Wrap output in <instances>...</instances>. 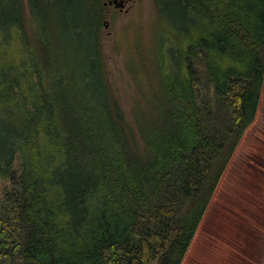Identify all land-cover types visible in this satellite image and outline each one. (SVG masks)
Returning <instances> with one entry per match:
<instances>
[{
    "label": "trees",
    "instance_id": "16d2710c",
    "mask_svg": "<svg viewBox=\"0 0 264 264\" xmlns=\"http://www.w3.org/2000/svg\"><path fill=\"white\" fill-rule=\"evenodd\" d=\"M106 1L0 0V264H181L255 119L264 0H153L128 116Z\"/></svg>",
    "mask_w": 264,
    "mask_h": 264
},
{
    "label": "rangeland",
    "instance_id": "374dc122",
    "mask_svg": "<svg viewBox=\"0 0 264 264\" xmlns=\"http://www.w3.org/2000/svg\"><path fill=\"white\" fill-rule=\"evenodd\" d=\"M128 1L122 10L107 5L100 27L109 80L127 116L131 103L142 101L137 71L144 60L147 70L153 67L154 35L162 23L153 0ZM8 185L0 179V196ZM181 264H264V81L255 119L229 159Z\"/></svg>",
    "mask_w": 264,
    "mask_h": 264
},
{
    "label": "water",
    "instance_id": "95a60500",
    "mask_svg": "<svg viewBox=\"0 0 264 264\" xmlns=\"http://www.w3.org/2000/svg\"><path fill=\"white\" fill-rule=\"evenodd\" d=\"M112 2L118 8H122L124 6L122 0H109V4L112 3Z\"/></svg>",
    "mask_w": 264,
    "mask_h": 264
},
{
    "label": "flooded vegetation",
    "instance_id": "af4514ba",
    "mask_svg": "<svg viewBox=\"0 0 264 264\" xmlns=\"http://www.w3.org/2000/svg\"><path fill=\"white\" fill-rule=\"evenodd\" d=\"M122 1H123L124 7L126 8L128 6L127 4H128L129 1L128 0H122ZM113 4H114L113 2L109 4V0L106 1V5H108V6L113 5ZM124 7H122V8H124ZM122 8H119V9L122 10Z\"/></svg>",
    "mask_w": 264,
    "mask_h": 264
}]
</instances>
